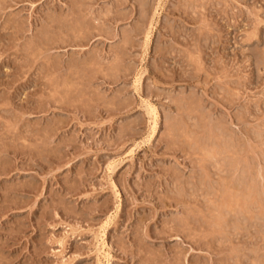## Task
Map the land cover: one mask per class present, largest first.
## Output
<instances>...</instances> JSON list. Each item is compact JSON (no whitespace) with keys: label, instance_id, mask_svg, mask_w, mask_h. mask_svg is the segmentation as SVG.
Listing matches in <instances>:
<instances>
[{"label":"rangeland","instance_id":"rangeland-1","mask_svg":"<svg viewBox=\"0 0 264 264\" xmlns=\"http://www.w3.org/2000/svg\"><path fill=\"white\" fill-rule=\"evenodd\" d=\"M71 2L0 0V264H264V0Z\"/></svg>","mask_w":264,"mask_h":264},{"label":"bare ground","instance_id":"bare-ground-1","mask_svg":"<svg viewBox=\"0 0 264 264\" xmlns=\"http://www.w3.org/2000/svg\"><path fill=\"white\" fill-rule=\"evenodd\" d=\"M91 1H93V0H91ZM77 2H80V0L77 1ZM77 2H73V0H72L71 3L73 4V3H77ZM84 2H85V1H84ZM84 2L82 1V2H80V3L83 4ZM86 2H87V1H86ZM72 4H71V5H72ZM73 5H75V4H73ZM73 5H72V6H73ZM76 5H78V4H76ZM76 5H75V6H76ZM78 7H79V6H78ZM80 7H82V6H80ZM88 7H90L89 4H88L87 8H88ZM91 7H92V6H91ZM141 7H142V6H141ZM71 8H72V7H71ZM74 8H75V7H74ZM82 8H83V7H82ZM143 8H144V7H143ZM80 9H81V8H80ZM69 10H72V9H69ZM91 10H92V8L90 9V12H93V11H91ZM107 10H108V9H107ZM109 10H110V9H109ZM85 11H86V10H85ZM88 11H89V10H88ZM72 12H73V11H72ZM76 12H77V10H76ZM81 12H82V11H81ZM90 12H89V13H90ZM110 12H112V10H111ZM70 13H71V12L69 11V14H67V15H69V16L71 17V14H72V13H71V14H70ZM73 13L76 14V13H75V10H74ZM94 13H95V12H94ZM103 13H104V12H103ZM105 13H107V12L105 11ZM105 13H104V17H107V15L109 14V12H108V14H105ZM101 14H102V13H101ZM82 15L85 16V14H82ZM87 15H88V14H87ZM92 15H93V14H92ZM102 15H103V14H102ZM74 16H76V15H74ZM74 16H72V18H73ZM90 16H91V13H90ZM98 16H99V14H98ZM98 16H97V17H98ZM70 17H69V18H70ZM79 17H80V15H79ZM79 17H78V18H79ZM117 17H118V16H116V18H117ZM69 18H68V19H69ZM82 18H84V17H83V16L81 17L82 22H80V23H84V21H83L84 19H82ZM85 18H86V16H85ZM100 18H101V17H100ZM112 18H113V16H112ZM68 19H67V20H68ZM74 19H75V18H74ZM88 19H89V18H88ZM90 19H91V18H90ZM90 19H89V20H90ZM104 19H105V18H103L102 21L106 22V19H105V20H104ZM86 20H87V19H86ZM86 20H85V21H86ZM89 20H88V21H89ZM91 20H92V19H91ZM91 20H90V21H91ZM93 20H95V19H93ZM99 20H100V19H99ZM99 20H97V21H99ZM110 20H111V19H110ZM113 20H115V18H113ZM116 20H117V19H116ZM116 20H115V21H116ZM71 23H72V22H71ZM80 23H79V25H81ZM83 25H84V24H83ZM83 25H81V26H83ZM77 26H78V25H77ZM93 26H94V25H92V27H93ZM74 27H75V26H74ZM78 27H79V26H78ZM87 27H88V26H87ZM90 27H91V25H90ZM136 27H137V25H136ZM70 28H72V26H71ZM84 28H85V27H84ZM93 28H94V27H93ZM73 29H74V28H73ZM75 29H76V27H75ZM78 29H80V28H78ZM78 29H77V30H78ZM101 29H102V28H101ZM109 29H110V28H109ZM80 30H81V29H80ZM83 30H84V29H83ZM87 30H88V29H86L85 31H87ZM106 30H107V29H106ZM110 30H111V29H110ZM137 30H138V29H137ZM81 31H82V30H81ZM89 31H90V28H89ZM89 31H88V32H89ZM104 31H105V30H104ZM135 31H136V30H135ZM143 31H144V30H143ZM100 32L102 33L103 30L100 31ZM71 33H75L76 35H75V34H74V35L72 34V35H73V36H76L77 39L79 38V35H80V37H81V35L83 36V34H85V33H83V34L81 33V34H78V35H77L76 30H75V32H74V30L71 31ZM93 33H94V30H93ZM97 33H98V32H97ZM97 33H96V34H97ZM103 33H104V32H103ZM107 33H108V30H107ZM135 33H136V32H135ZM150 33H151V28H149L148 31H147V32L145 33V35H144V36H145V39H144L145 43H148V41H149V39H150ZM90 34H91V33H90ZM94 34H95V33H94ZM99 34H100V33H99ZM104 34H105V33H104ZM104 34H103V35H104ZM110 34H111V33H109V37L111 36ZM112 34L114 35V32H113ZM133 34H134V33H133ZM68 35H69V34H68ZM88 35H89V34H88ZM106 35H107V34H106ZM113 35H112V36H113ZM107 36H108V35H107ZM76 37H74V38L76 39ZM86 37H87V36H86ZM86 37L84 38V40L86 39ZM90 37H91V36H90ZM92 37H93V36H92ZM125 37H126V36H125ZM69 38H70V37H69ZM75 39H73V40H75ZM122 40H123V39H122ZM122 40H121V41H122ZM128 40H129V39H128ZM128 40H127V41H128ZM70 41H72V39H70ZM123 41H124V40H123ZM127 41H126V42H127ZM130 41H131V40H130ZM72 42L74 43L75 41H72ZM126 42H125V43H126ZM75 43H76V42H75ZM125 43L123 42L122 44L126 45ZM128 43H129V41H128ZM144 45H145V44H144ZM81 46H82V45H81ZM122 46H123V45H122ZM115 54H116V53H115ZM117 56L119 57L120 55H117ZM117 56H116V57H117ZM118 57H117V59H118ZM121 57H122V56H121ZM114 58H115V56H114ZM119 59H120V58H119ZM115 60H116V59H115ZM120 60H121V59H120ZM120 60H119V61H120ZM119 61H118V62H119ZM118 62H117V63H118ZM91 63H92V62H91ZM91 63H90V64H91ZM54 68H55V67H54ZM137 78H138V77H137ZM138 81H140V79H138ZM64 83H65V82H64ZM68 84H69V83H68ZM63 85H64V84H63ZM65 85H67V84H65ZM64 87H65V86H64ZM56 100H59V99H56ZM59 102H60V101H59ZM145 105H146V104H145ZM146 108H147V112H148V114L150 115V117H152V119H151V120H152V125H151L152 128H151V129H153V131H154V130H155L154 128L156 127V121H157V120H156V118H157V111H156V109H155L152 105H147ZM213 147H214V145H213ZM209 148H210V147H209ZM214 148H217V147H214ZM219 148H220V147H219ZM220 149H221V148H220ZM207 150H208V149H207ZM209 150H211V149H209ZM209 150H208V151H209ZM212 150H213V149H212ZM216 150H217V149H216ZM213 151H214V150H213ZM218 151H220V150H218ZM216 152H217V151H216ZM221 152H222V151H221ZM209 153H210V152H209ZM218 153H219V152H218ZM223 183H224V182H223ZM222 186H223V184H222ZM224 187H225V186H224ZM227 188H228V185H227ZM230 189H231V188H229V190H230ZM247 189H248V188H247ZM250 189H251V188H250ZM222 190H225V189H222ZM227 190H228V189H227ZM220 191H221V190H220ZM230 191H231V190H230ZM232 191H233V190H232ZM226 192H227V191H226ZM228 192H229V191H228ZM228 192H227V193H228ZM224 193H225V192H224ZM227 193H226V194H227ZM230 193H232V192H230ZM242 193H244V192H242ZM242 193L240 192V194H242ZM245 193H246V192H245ZM222 194H223V192H222ZM222 194H221V195H222ZM234 194H235V193H234ZM246 194H250V193H246ZM227 195H228V194H227ZM235 195H236V194H235ZM235 195H234V196H235ZM242 195H243V194H242ZM223 196H224V195H223ZM225 196H226V195H225ZM239 196H240V195H239ZM245 196H246V195H245ZM248 196H249V195H248ZM255 196H256V195H255ZM226 197H227V196H226ZM221 198H222V197H221ZM223 198H225V197H223ZM228 198H229V197H228ZM230 198H232V194H231ZM254 198H255V197H254ZM256 198H257V197H256ZM232 199H233V198H232ZM236 199L238 200V198H236ZM236 199H235V201H236ZM244 199H245V198H244ZM239 200H240V199H239ZM248 200H249V199H248ZM222 201L225 203L224 199H223ZM222 201H220V202H222ZM233 201H234V200H233ZM243 201H244V200H243ZM240 202H241V201H240ZM254 202H255V200H254ZM229 203H230V202H229ZM229 203H228V204H229ZM237 203H238V202H237ZM232 204H233V202H232ZM238 204H239V203H238ZM246 204H248V203L246 202ZM219 205H221V203H220ZM219 205H218V206H219ZM242 205H243V204H242ZM242 205H240V207H241ZM223 206H224V205H223ZM216 207H217V206H216ZM219 207H222V205L219 206ZM234 207H235V206H234ZM244 207H245V206H244ZM217 208H218V207H217ZM226 208H227V206H226ZM228 208H229V207H228ZM228 208H227V209H228ZM242 208H243V207H242ZM214 209H215V208H214ZM224 209H225V208H224ZM243 209H244V208H243ZM216 210H217V209H216ZM216 210H215V211H216ZM218 210H219V209H218ZM218 210H217V211H218ZM225 210H226V209H225ZM246 210H247V209H246ZM223 211H224V210H223ZM213 212H214V211H213ZM221 212H222V211H221ZM212 214H213V213H212ZM215 214H216V213H215ZM215 214H214V215H215ZM219 214H220V213H219ZM216 216H217V215H216ZM220 217H221V216H220ZM218 219H219V217H218ZM221 219H222V218H220V220H221ZM211 220H212V219H211ZM213 220H214V218H213ZM218 221H219V220H218ZM219 222H220V221H219ZM212 223H213V222H212ZM214 223H215V222H214ZM221 223H222V222H221ZM217 225H218V224H217ZM99 235H100V234H99ZM96 244H97V243H96ZM101 245H102V243H101ZM105 246H106V245H105ZM98 247H99V246H98ZM101 248H102V247H101ZM99 249H100V248H99ZM105 256H108V255H105Z\"/></svg>","mask_w":264,"mask_h":264}]
</instances>
